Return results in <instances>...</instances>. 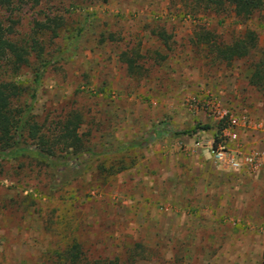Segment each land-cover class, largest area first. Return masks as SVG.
I'll use <instances>...</instances> for the list:
<instances>
[{
    "label": "rangeland",
    "instance_id": "rangeland-1",
    "mask_svg": "<svg viewBox=\"0 0 264 264\" xmlns=\"http://www.w3.org/2000/svg\"><path fill=\"white\" fill-rule=\"evenodd\" d=\"M74 2L41 0L11 15L19 42L35 22L56 24L55 35L37 34L48 63L32 100L35 54L10 76L25 88L20 101L50 128L78 112L89 150L57 181L36 159L0 160V264H54L73 241L90 264H264V90L247 82L250 58L226 64L195 41L208 30L225 43L248 27L264 50V11L240 23L190 0ZM196 123L206 127L134 145L153 129ZM217 145L239 160L256 151L260 166H223L209 152Z\"/></svg>",
    "mask_w": 264,
    "mask_h": 264
},
{
    "label": "trees",
    "instance_id": "trees-1",
    "mask_svg": "<svg viewBox=\"0 0 264 264\" xmlns=\"http://www.w3.org/2000/svg\"><path fill=\"white\" fill-rule=\"evenodd\" d=\"M41 0H0V160H19V158L36 159L40 164L48 167L51 176L57 181L60 167L68 165L71 170L77 165L80 154L88 151L78 128L82 121L78 112H68L59 120L47 126L34 120L31 103L20 101L25 92L21 81H15L10 76L15 75L18 69L29 63V56L34 53L40 61L42 58V44L37 34L41 30L49 29L55 35L56 24L53 20L49 23L35 22L32 34L23 41L14 37L13 26L16 23L11 15L23 6H35ZM91 0H75L72 7H79L83 2ZM194 11H211L216 14H230L240 23H244L255 14L264 11V0H190ZM195 41L206 46L207 53L218 61L226 64L232 60L250 58L247 74L248 84L259 90H264V50L257 48V35L254 30L244 27L243 30L228 42H218L208 30L197 32ZM120 60L125 63L126 72L133 76L139 75L136 61L124 53ZM48 62L40 61L39 66L33 70V88L29 94L34 97V87L39 83L41 73ZM8 74L9 77L8 78ZM5 75V77H3ZM205 125L194 126L182 130L153 129L147 137L134 145L142 146L153 140L157 132L168 135H192L197 129ZM131 147V145L129 146ZM78 174H75V176ZM74 176V173L71 174ZM57 187V182L53 183ZM137 246L136 248H138ZM139 249V248H138ZM132 256L142 257L141 252L132 250ZM54 264H90L86 263L79 244L75 241L63 248L55 255ZM91 264H118L112 261L96 260Z\"/></svg>",
    "mask_w": 264,
    "mask_h": 264
},
{
    "label": "built area",
    "instance_id": "built-area-1",
    "mask_svg": "<svg viewBox=\"0 0 264 264\" xmlns=\"http://www.w3.org/2000/svg\"><path fill=\"white\" fill-rule=\"evenodd\" d=\"M228 122L230 125H235L236 119L230 117L228 119ZM257 126L261 128L264 132L263 124L257 123ZM209 152L215 162L230 168L238 167L241 161L249 169L255 170L260 166L261 163V157L256 151H250L246 154H243L240 160L237 158L236 151H233L220 145L210 148Z\"/></svg>",
    "mask_w": 264,
    "mask_h": 264
}]
</instances>
